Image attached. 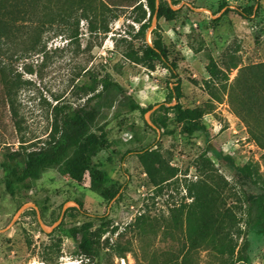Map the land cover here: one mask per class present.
Wrapping results in <instances>:
<instances>
[{"label":"rangeland","instance_id":"rangeland-1","mask_svg":"<svg viewBox=\"0 0 264 264\" xmlns=\"http://www.w3.org/2000/svg\"><path fill=\"white\" fill-rule=\"evenodd\" d=\"M52 1L28 2L35 16L10 36L0 161L40 146L110 73L123 88L90 102L101 108L92 129H103L90 154L119 193L107 200L89 172L77 182L56 165L11 195L2 173L0 264H264V0L250 19L235 9L255 0H166L174 12L154 15L143 33L146 0ZM158 23L176 76L144 58ZM178 100L197 128L179 117ZM153 149L161 158L151 176L137 154ZM245 164L255 184L237 174ZM87 221L105 230L94 232L92 257L71 234Z\"/></svg>","mask_w":264,"mask_h":264},{"label":"trees","instance_id":"trees-1","mask_svg":"<svg viewBox=\"0 0 264 264\" xmlns=\"http://www.w3.org/2000/svg\"><path fill=\"white\" fill-rule=\"evenodd\" d=\"M146 1L149 8V17H147L146 11L142 18L138 20L141 23L140 33L146 32L151 26L154 15H157V18L160 19L174 12L166 0H160V3H158V0ZM28 2L34 7H48L53 3L52 0H0V75L2 76L10 71L11 58L15 53L13 51L14 46H11L10 36L13 34L14 29H19L18 23L20 21H26L35 16V14L29 15L26 8ZM260 9L261 0H255V4L236 8L235 11L242 17L250 19L252 16L258 15ZM152 35V43H146L144 58L150 62H161L176 76L177 66L169 59L159 23L152 30ZM177 82H180V79ZM98 83L102 86V90L89 96L85 107L67 113L60 121H56L49 138L40 146L29 149L21 145L18 149L8 150L4 153L3 160L0 161V179L3 173V181L11 195H15L21 185L28 184L32 179H38L42 170L56 165L60 167L64 174L77 182H82L89 172L92 177L90 189L107 200H112L118 195L119 188L112 183L108 171L101 164H94L90 154V149L101 141L103 132L102 127L97 130L92 129L100 115L101 108L98 103L90 105V102L100 97L102 92H114L122 90L123 87L113 79L110 73L102 76ZM92 91L96 92V88L93 87ZM174 99H178L176 86L169 87L167 102ZM107 102L111 104L112 101L107 100ZM174 107L178 109L181 119L185 120L192 128H197L189 111L184 109L179 100ZM137 155L147 173L152 176L156 164L161 158V153L153 149L139 152ZM235 168L244 184L256 183L249 165L245 164ZM262 197L264 198V188ZM262 209L264 214V201ZM103 224L95 225L93 221H87L79 227L71 228L73 238L79 240V250L87 257L96 255L94 232L103 233L105 231ZM258 231L264 233V217L258 225ZM244 249H246V246L237 253L233 251L232 255L235 261H245Z\"/></svg>","mask_w":264,"mask_h":264},{"label":"water","instance_id":"water-1","mask_svg":"<svg viewBox=\"0 0 264 264\" xmlns=\"http://www.w3.org/2000/svg\"><path fill=\"white\" fill-rule=\"evenodd\" d=\"M26 207H27V206H24V207L22 208V210L25 209Z\"/></svg>","mask_w":264,"mask_h":264},{"label":"bare ground","instance_id":"bare-ground-1","mask_svg":"<svg viewBox=\"0 0 264 264\" xmlns=\"http://www.w3.org/2000/svg\"><path fill=\"white\" fill-rule=\"evenodd\" d=\"M35 264H44V263H35Z\"/></svg>","mask_w":264,"mask_h":264}]
</instances>
